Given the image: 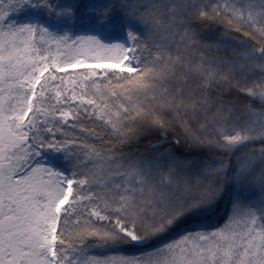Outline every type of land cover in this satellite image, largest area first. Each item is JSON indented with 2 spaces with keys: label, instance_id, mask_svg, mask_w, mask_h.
Instances as JSON below:
<instances>
[{
  "label": "snow or ice",
  "instance_id": "1",
  "mask_svg": "<svg viewBox=\"0 0 264 264\" xmlns=\"http://www.w3.org/2000/svg\"><path fill=\"white\" fill-rule=\"evenodd\" d=\"M0 264H264V0H0Z\"/></svg>",
  "mask_w": 264,
  "mask_h": 264
}]
</instances>
